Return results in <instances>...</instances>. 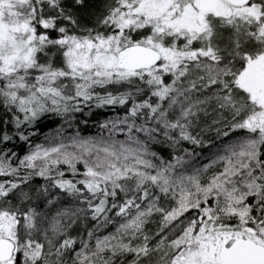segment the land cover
Segmentation results:
<instances>
[{
	"label": "snow or ice",
	"instance_id": "6c2138e0",
	"mask_svg": "<svg viewBox=\"0 0 264 264\" xmlns=\"http://www.w3.org/2000/svg\"><path fill=\"white\" fill-rule=\"evenodd\" d=\"M0 264H264V0H0Z\"/></svg>",
	"mask_w": 264,
	"mask_h": 264
},
{
	"label": "trees",
	"instance_id": "16d2710c",
	"mask_svg": "<svg viewBox=\"0 0 264 264\" xmlns=\"http://www.w3.org/2000/svg\"><path fill=\"white\" fill-rule=\"evenodd\" d=\"M110 115H112L111 112H107V111H104V110H95L94 113H93V116L90 118L89 126L87 128H85V129H83L82 134L83 135L95 134L96 129L91 126L92 122L95 121L98 118L99 119H104V118H106L107 116H110ZM50 127H56V125L55 124H51ZM44 130L47 131L48 129H44ZM185 146H187V145H185Z\"/></svg>",
	"mask_w": 264,
	"mask_h": 264
}]
</instances>
